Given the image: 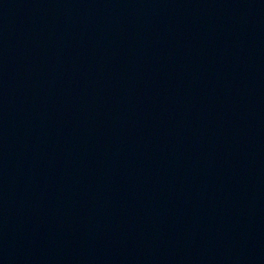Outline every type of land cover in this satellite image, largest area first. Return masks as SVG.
I'll use <instances>...</instances> for the list:
<instances>
[{"label": "water", "instance_id": "obj_1", "mask_svg": "<svg viewBox=\"0 0 264 264\" xmlns=\"http://www.w3.org/2000/svg\"><path fill=\"white\" fill-rule=\"evenodd\" d=\"M0 264H264V0H0Z\"/></svg>", "mask_w": 264, "mask_h": 264}]
</instances>
